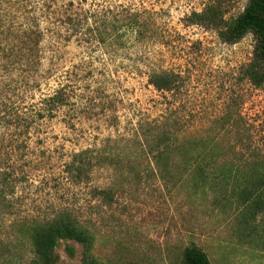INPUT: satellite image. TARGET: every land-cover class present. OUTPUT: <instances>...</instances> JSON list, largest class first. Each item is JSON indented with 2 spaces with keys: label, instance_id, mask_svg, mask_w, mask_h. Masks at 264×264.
Returning <instances> with one entry per match:
<instances>
[{
  "label": "rangeland",
  "instance_id": "obj_1",
  "mask_svg": "<svg viewBox=\"0 0 264 264\" xmlns=\"http://www.w3.org/2000/svg\"><path fill=\"white\" fill-rule=\"evenodd\" d=\"M210 3L230 18L247 0H4L0 264H37L31 227L63 212L93 231L104 261L180 264L195 243L213 264H264L262 214L246 218L238 206L247 174H211L207 183L178 170L134 174L156 169L159 135L185 152L215 137L227 158L264 157V88L242 74L254 37L226 43L191 22ZM135 15L143 39L126 24ZM25 27L41 30V41L20 50ZM154 71L172 75V90L151 83ZM62 84L68 104L52 115L47 98ZM82 150L113 152L119 163L70 174L66 164ZM184 154L175 150L178 165ZM57 250L62 264H81V252Z\"/></svg>",
  "mask_w": 264,
  "mask_h": 264
},
{
  "label": "trees",
  "instance_id": "obj_2",
  "mask_svg": "<svg viewBox=\"0 0 264 264\" xmlns=\"http://www.w3.org/2000/svg\"><path fill=\"white\" fill-rule=\"evenodd\" d=\"M3 2L4 0H0L1 13ZM4 17L7 18L8 15L0 14V35L6 32L3 29L6 19ZM191 22L214 28L222 41L231 44L252 34L255 40L253 54L244 65L242 74L255 87L264 88V0H247L244 9L230 18L225 17L220 5L210 3L202 11L194 12L191 15ZM140 23L136 15L126 22L132 28L137 27L139 31L136 35L143 39L145 34L140 28ZM32 29L25 27L19 34L20 50H25L30 43L32 46L40 44L41 30ZM99 37L104 40L103 33L100 32ZM150 81L159 90H172L174 83L172 75L165 71H154ZM66 86L67 84H62L49 93L47 100L50 114L54 115L57 109L68 104ZM214 138H202L191 143L195 148V152L191 153L187 152L188 150L185 152L184 143L171 144V138L159 135L151 150L156 169L142 168L134 171V174H174L178 170L181 174H194L197 181L203 183H207L211 174H220L222 177H228L230 174H247L248 185L237 192L238 206L241 207L244 217L256 219L262 214L264 219V157L260 159L258 153L246 157L240 152L227 158L228 153L219 150V144ZM175 150L185 153L181 165H178L174 158ZM90 152L89 150L76 152L66 164V171L70 174H88L96 166L109 168L119 163L113 152L105 153L98 150L96 155ZM103 194L108 200L113 198L111 191H103ZM30 238L37 264H62L57 250L62 243L69 256L74 257L79 252L82 253L81 264H120L104 261L95 256L93 253L95 234L68 212L57 214L49 221L34 224L30 230ZM180 264L213 263L203 248L191 243L184 248Z\"/></svg>",
  "mask_w": 264,
  "mask_h": 264
}]
</instances>
